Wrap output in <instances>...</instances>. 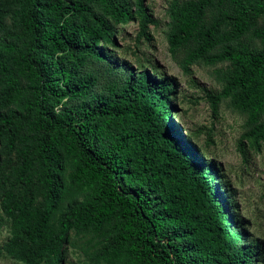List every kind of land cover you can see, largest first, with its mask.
Listing matches in <instances>:
<instances>
[{"label":"trees","instance_id":"trees-1","mask_svg":"<svg viewBox=\"0 0 264 264\" xmlns=\"http://www.w3.org/2000/svg\"><path fill=\"white\" fill-rule=\"evenodd\" d=\"M146 1L17 2L16 39H0V142L16 152L15 180L30 192L19 197L3 189L1 208L11 222L4 250L23 264H82L65 263L64 253L83 232L98 239L80 247L87 264H253L259 258L262 243L243 242L244 225L233 222L237 217L221 200L223 173L170 125L175 81L147 69L135 76L131 68L126 77L108 76L107 93L99 94L100 70L83 69L110 58L101 44H115L112 20L137 22L138 39L152 38L157 20ZM263 13L264 0H186L169 9L170 51L185 52L186 70L199 58L235 66L222 91L209 93L212 109L218 113L222 98L231 96L247 114L242 139L257 148L264 143V28L253 33L260 48L231 42ZM225 20L231 31H220ZM116 70L107 65L109 73Z\"/></svg>","mask_w":264,"mask_h":264},{"label":"rangeland","instance_id":"rangeland-1","mask_svg":"<svg viewBox=\"0 0 264 264\" xmlns=\"http://www.w3.org/2000/svg\"><path fill=\"white\" fill-rule=\"evenodd\" d=\"M133 2V0H129ZM186 0H147L150 11L157 20L150 25L151 39L141 37L138 39L139 26L137 22H129L126 25L111 21L113 39L115 44L104 43L111 55L107 63L113 64L117 70L107 71L105 63H96L84 71L100 70L99 81L95 86V92L106 94L105 87L108 76L126 77L129 69L133 68L134 75L143 69H147L153 76L160 73L171 77L176 83V92L170 99L174 109L170 115V125L178 136L186 137L203 152L206 163L209 160L215 162L217 171L223 173L221 184H218V192L221 200L229 206L231 218L234 223L242 222L245 231L242 240H259L262 243L259 258L254 255L253 264H264V143L259 147L251 146L250 140L242 139L247 131V114L238 109L232 102V97L222 98L218 113H214L209 93H217L225 87L230 74L235 66L229 60L208 62L199 58L187 67L182 66L184 51L171 54L169 34L173 23L169 16V9L173 2L178 4ZM18 0H0V39L14 41L18 28L14 23L13 11L17 7ZM94 10L103 13L101 7ZM215 8L207 12L209 21L215 15ZM89 15V14H88ZM110 18V17H109ZM111 19V18H110ZM93 16H88L92 21ZM233 25L229 20L220 23V31H231ZM264 28V13L254 18L249 30L239 40L231 42L237 45L239 41L247 42L254 48H260V39L256 38L254 31ZM222 47H217L219 51ZM70 101L68 105L75 104ZM264 120V113L261 116ZM243 141L248 149L246 157L239 149L240 141ZM198 159V156H195ZM17 154L10 150L7 143L0 142V264H23L6 254L4 247L10 238L11 222L4 218L1 208L3 189L13 190L19 197L29 194L30 190L15 180V167ZM219 172V173H220ZM40 199V198H39ZM229 199V200H228ZM234 203L233 208L230 206ZM97 238H91L88 233H81L76 237V245L65 244V263L81 261L87 264V257L81 252L80 247H94ZM46 264V263H42Z\"/></svg>","mask_w":264,"mask_h":264}]
</instances>
